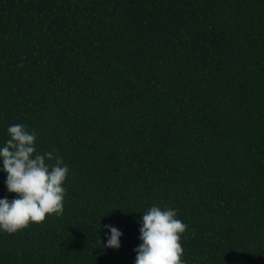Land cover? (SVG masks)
<instances>
[{"label":"trees","instance_id":"1","mask_svg":"<svg viewBox=\"0 0 264 264\" xmlns=\"http://www.w3.org/2000/svg\"><path fill=\"white\" fill-rule=\"evenodd\" d=\"M15 123L69 171L0 264H134L152 205L184 264H264V0H0V144Z\"/></svg>","mask_w":264,"mask_h":264},{"label":"clouds","instance_id":"2","mask_svg":"<svg viewBox=\"0 0 264 264\" xmlns=\"http://www.w3.org/2000/svg\"><path fill=\"white\" fill-rule=\"evenodd\" d=\"M6 134L0 144V171L6 173L7 191L17 195L0 198V232L11 234L30 222H43L46 214L62 215L69 169L56 150L37 151L35 129L15 123ZM138 223L134 264H184L180 240L187 225L177 218L176 209L152 205L141 212ZM103 228L107 230L103 246L119 248L123 233L110 224Z\"/></svg>","mask_w":264,"mask_h":264}]
</instances>
